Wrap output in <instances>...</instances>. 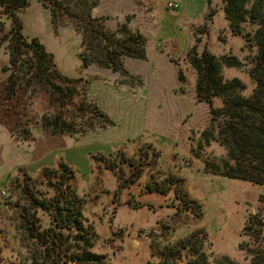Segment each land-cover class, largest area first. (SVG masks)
I'll return each mask as SVG.
<instances>
[{
    "label": "rangeland",
    "instance_id": "1",
    "mask_svg": "<svg viewBox=\"0 0 264 264\" xmlns=\"http://www.w3.org/2000/svg\"><path fill=\"white\" fill-rule=\"evenodd\" d=\"M170 2L180 8L169 9ZM93 15L111 31L128 22L146 38L148 61L131 60V67L125 66L128 76L97 66V74L86 75L79 58L81 36L70 27L56 32L50 12L37 0L19 15L24 34L43 44L64 76L92 81L90 98L115 124L79 139L52 135L36 123L43 114L58 112L44 92L27 116L32 142L13 138L0 117V264H77L73 256L85 250L105 256L107 264H155L161 253L200 233L211 260L226 256L247 264L241 234L251 215L264 222V186L206 173L205 162L225 157L226 150L217 141L207 144L202 135L214 131L217 136L223 120L214 119L210 104L198 100L197 73L188 55L207 49L217 57H237L243 67H224L223 76L242 81L243 95L249 97L256 88L250 76L256 48L233 34L223 0H100ZM10 23L0 8L3 34ZM9 64L10 56L2 50L0 87ZM212 101L214 109L223 108L222 99ZM158 151L161 157L155 158ZM62 162L75 173L69 183L83 201L88 247L74 236H50L54 209L41 207L43 202L52 207L56 194L44 168L62 173ZM171 176L183 180L185 192L202 206L201 218L188 213L174 191L148 193L149 183ZM181 259L189 264L191 257L183 254Z\"/></svg>",
    "mask_w": 264,
    "mask_h": 264
},
{
    "label": "trees",
    "instance_id": "2",
    "mask_svg": "<svg viewBox=\"0 0 264 264\" xmlns=\"http://www.w3.org/2000/svg\"><path fill=\"white\" fill-rule=\"evenodd\" d=\"M30 1L0 0L3 14L11 21L9 32L3 34L4 29L0 28V52L5 50L10 56L9 66L3 68L8 78L0 87V117L9 125L12 137L22 143L33 141L32 123L27 116L34 104L33 100L42 92L50 95L51 101L58 106V112L51 115L45 113L36 123H42L52 135H68L79 139L88 133L114 126L112 118L90 98L92 81L84 77L70 79L64 76L58 70L54 56L43 44L24 34L19 15L29 6ZM37 1L50 12L56 32L70 27L81 36L79 58L84 70L97 66L128 76L129 72L125 68L127 59H148L146 38L132 31L128 22L117 31H111L106 27L104 19L93 15L100 0ZM223 1L224 13L233 34L243 37L250 47L256 48L250 70L256 88L249 97H245L243 92L246 86L242 81L224 78V67H243L237 57H217L207 49L202 53L193 49L189 53L188 60L197 73L198 100L210 104L214 119L223 120L217 136L214 131L202 135V140L205 139L207 144L217 141L226 150L225 157L205 162V171L215 176L264 186V0ZM179 81H183L182 75ZM138 82L141 83L140 80ZM214 98L222 99V109L212 107ZM147 149L154 150L152 145H148ZM155 156L160 158L161 153L158 151ZM131 165L135 166L132 162ZM60 168L62 173L48 167L43 171L49 185L56 190L52 207L48 202L41 203L42 209H54L55 214L51 220L54 233L50 236L60 240L74 236L76 242L88 247L82 218L83 201L69 183L75 173L64 162ZM62 187L65 188L63 191ZM147 191L164 196L174 191L177 200L186 207L188 213L195 218L203 215L202 206L188 196L181 179L171 176L162 182L153 181L149 183ZM262 234L263 219L251 215L241 234L243 241L240 244V250L246 253L249 260L247 264H264ZM205 240V235L194 234L161 253L158 256L159 262L155 264H181L183 254L191 257L189 264H239L226 256L211 260L202 249L201 242ZM72 260L77 264H107L105 256L86 250L77 253Z\"/></svg>",
    "mask_w": 264,
    "mask_h": 264
},
{
    "label": "crops",
    "instance_id": "3",
    "mask_svg": "<svg viewBox=\"0 0 264 264\" xmlns=\"http://www.w3.org/2000/svg\"><path fill=\"white\" fill-rule=\"evenodd\" d=\"M63 29H64V28H63ZM63 29H61V30H63ZM131 60H133V59H127V60L125 61V66H126L128 69H129V67H131V66L129 65V63H130ZM134 61H142V60H134ZM146 61H148V60H146ZM146 61H142V62H146ZM92 68H93V69H92ZM84 72H85L86 75L89 74L90 76H92L93 74H97L93 66H91V67H89L88 69L84 70ZM91 74H92V75H91ZM88 77H89V76H88ZM92 90H93V88L91 87V91H92Z\"/></svg>",
    "mask_w": 264,
    "mask_h": 264
},
{
    "label": "built area",
    "instance_id": "4",
    "mask_svg": "<svg viewBox=\"0 0 264 264\" xmlns=\"http://www.w3.org/2000/svg\"><path fill=\"white\" fill-rule=\"evenodd\" d=\"M168 8L171 9V10H177L180 8V5L176 2H170L168 4Z\"/></svg>",
    "mask_w": 264,
    "mask_h": 264
}]
</instances>
